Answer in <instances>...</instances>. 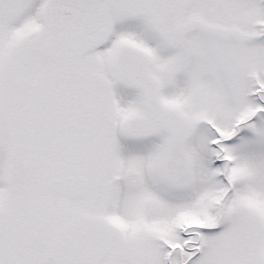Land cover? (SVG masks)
<instances>
[{
    "label": "snow or ice",
    "instance_id": "snow-or-ice-1",
    "mask_svg": "<svg viewBox=\"0 0 264 264\" xmlns=\"http://www.w3.org/2000/svg\"><path fill=\"white\" fill-rule=\"evenodd\" d=\"M0 264H264V0H0Z\"/></svg>",
    "mask_w": 264,
    "mask_h": 264
}]
</instances>
